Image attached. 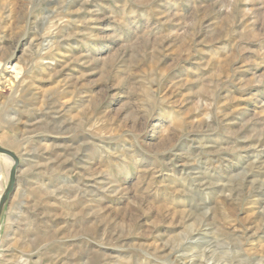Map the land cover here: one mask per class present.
Returning <instances> with one entry per match:
<instances>
[{
	"label": "rangeland",
	"instance_id": "obj_1",
	"mask_svg": "<svg viewBox=\"0 0 264 264\" xmlns=\"http://www.w3.org/2000/svg\"><path fill=\"white\" fill-rule=\"evenodd\" d=\"M0 147V264H264V0H0Z\"/></svg>",
	"mask_w": 264,
	"mask_h": 264
},
{
	"label": "water",
	"instance_id": "obj_2",
	"mask_svg": "<svg viewBox=\"0 0 264 264\" xmlns=\"http://www.w3.org/2000/svg\"><path fill=\"white\" fill-rule=\"evenodd\" d=\"M0 153L7 155V156H11L14 158L15 163L11 168V172H10V180L9 183L7 185V188L5 189L4 193L2 194L1 198H0V218H1V214L3 212L4 206L7 202V200L9 199V196L14 188V184H15V180H16V168H17V157L9 150L0 147Z\"/></svg>",
	"mask_w": 264,
	"mask_h": 264
},
{
	"label": "bare ground",
	"instance_id": "obj_3",
	"mask_svg": "<svg viewBox=\"0 0 264 264\" xmlns=\"http://www.w3.org/2000/svg\"><path fill=\"white\" fill-rule=\"evenodd\" d=\"M1 157H3L4 159H6L8 162L10 161V165L12 166L13 165V159H11L9 156H7V155H4V154H1L0 155ZM10 174V173H9ZM9 180H10V176H9ZM8 183H9V181H8ZM8 185V184H7ZM7 188V186L6 187H4L3 189H2V191H1V194H0V198H1V196H2V194L4 193V191H5V189ZM9 199H10V196H9ZM9 199L7 200V202H9ZM2 214H3V212H2ZM2 214H1V216H2ZM0 220H1V218H0ZM0 247H2V246H0ZM206 256V255H205ZM209 258V257H208ZM197 263V262H196ZM212 264V263H211Z\"/></svg>",
	"mask_w": 264,
	"mask_h": 264
}]
</instances>
